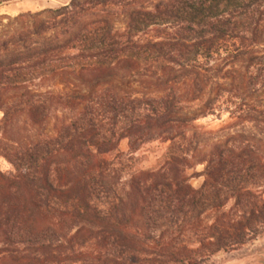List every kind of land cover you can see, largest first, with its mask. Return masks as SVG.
I'll return each instance as SVG.
<instances>
[{"label":"trees","instance_id":"trees-1","mask_svg":"<svg viewBox=\"0 0 264 264\" xmlns=\"http://www.w3.org/2000/svg\"><path fill=\"white\" fill-rule=\"evenodd\" d=\"M0 111V264H207L264 234V0L0 16Z\"/></svg>","mask_w":264,"mask_h":264},{"label":"rangeland","instance_id":"rangeland-1","mask_svg":"<svg viewBox=\"0 0 264 264\" xmlns=\"http://www.w3.org/2000/svg\"><path fill=\"white\" fill-rule=\"evenodd\" d=\"M69 1L70 0H8L0 3V16L14 17L24 12L33 13L46 8L58 7L67 4ZM2 22H7V19L4 18ZM116 26L120 31L123 29V25L120 22H118ZM1 115L2 113L0 111V117ZM57 115L59 116L60 114L58 113ZM228 121L227 115H222L220 118L208 116L196 120L195 125L203 131H215L226 125ZM54 122L55 116L53 115L47 125L48 130H51ZM215 141L216 139L206 140L201 144V149H208ZM165 147L166 144L160 141L143 144L134 153V159L131 162L133 168L149 169L154 167L163 155ZM118 149L122 152L127 151V139L120 140ZM202 169L203 165L199 164L188 170V174L192 175L189 182L194 188H198L203 181V176L199 175ZM0 170L4 172L12 170L11 165L4 157H0ZM207 264H264V234L234 252L221 253L213 256Z\"/></svg>","mask_w":264,"mask_h":264}]
</instances>
